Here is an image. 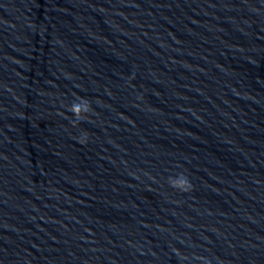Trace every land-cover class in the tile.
Wrapping results in <instances>:
<instances>
[{
    "label": "water",
    "instance_id": "95a60500",
    "mask_svg": "<svg viewBox=\"0 0 264 264\" xmlns=\"http://www.w3.org/2000/svg\"><path fill=\"white\" fill-rule=\"evenodd\" d=\"M0 264H264V0H0Z\"/></svg>",
    "mask_w": 264,
    "mask_h": 264
}]
</instances>
